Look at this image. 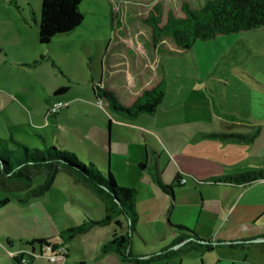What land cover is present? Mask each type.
<instances>
[{
  "label": "rangeland",
  "instance_id": "rangeland-1",
  "mask_svg": "<svg viewBox=\"0 0 264 264\" xmlns=\"http://www.w3.org/2000/svg\"><path fill=\"white\" fill-rule=\"evenodd\" d=\"M205 1L128 0L126 1L128 5H121V13L118 8L120 4L118 5L114 0H82L81 11L84 21L75 30L59 34L52 39L50 45L54 54L53 59L50 58L52 54L45 56L44 59L39 56L32 60L28 56V61L18 63L7 58L1 52L0 46V137L8 139L11 135L15 137L20 134V141L24 142L26 139L21 131L26 129L32 141L24 143L30 147L43 148L41 137L25 120H28L26 115L28 105L45 113L47 102L52 99V95L44 89L48 82L59 87H69L67 96L74 100L90 96L92 87L96 86L101 79L103 84L114 89V94L120 103L130 105L131 101L122 96L129 91L126 84L124 85V77L123 79L113 77L112 64L115 61L113 54L120 52L124 64H128V70L135 76L133 73L139 68L138 52L134 47L130 49L124 46L114 49L110 47L114 43L118 44L125 33L144 31V28L150 29L144 20L157 3L163 5L165 20L169 11L178 18L183 16L184 3H188L192 8H200ZM41 4L42 0H0V43L11 45L16 49L20 45L17 33L21 35L22 28L26 25L24 17L31 25H34L40 16ZM136 43L138 44V40ZM164 49L171 54H167L164 73H160V76L164 75L166 79V101L159 106V111L153 115L144 114L130 122L117 115L113 119V122L119 123L133 138V140L113 138V157L118 159V164L130 163L125 155L126 149L133 144L137 146L138 137L142 141L141 148L145 154L147 150L149 158L154 159L155 162V158L150 156L149 140L141 133L144 126L156 123L162 125L210 123L217 126L218 133H241L246 138L233 141H228L224 137L213 138L212 142L200 144L201 146L196 148L199 152L211 156L212 161L216 159L218 164L225 165L224 169L228 173L261 165L259 160H247L248 149L260 134L256 132L258 127L247 125L246 111L250 107L257 106L264 110V27L240 34L221 36L215 42L197 45L186 53L174 52L176 46L170 40L164 42ZM202 58L206 60V67L200 62ZM150 73V71H144L142 75L136 77L138 83H145L147 79L150 82L153 81L152 85L157 82L158 77L154 78ZM121 74L128 75V72L123 70ZM238 97H241L243 102ZM42 118L39 120L43 123L45 117ZM53 118L51 116L49 120L52 121ZM23 122L26 123V127L21 126ZM129 123L135 130L127 126ZM78 136L79 140L83 141L79 134ZM87 154L81 153L79 158L89 165L90 160ZM138 157L141 159L139 154ZM154 162L151 169L154 168ZM150 165L148 163V167ZM135 168L138 175L132 178L118 167L115 169L113 166L111 169L118 185H134L140 191L135 208L142 218L136 224V228L147 244L136 237L132 246L133 253L143 256L142 258L152 254L154 258L159 259L169 257L162 260L160 264L205 262L206 257L202 251H183L171 255L175 247L171 244L165 247L170 238L165 231L168 217H155L151 207L143 205L146 200L153 198L147 182L155 171L154 169L140 170L137 164ZM163 168L166 178L167 176L171 178L166 179L169 187L185 184V181H176V176L172 175L173 166L168 165L165 157ZM48 170L47 167H42L34 172V186L45 182ZM104 175L106 176L105 173ZM71 177L63 166H59L53 183L54 189L63 192L66 198L70 199V196H73L76 203L83 201L90 205L88 212L91 216L101 218L102 201L88 187L80 183L74 184ZM187 178L191 185L196 184L194 178ZM197 180L200 181V179ZM2 185L10 190L0 187V200L10 198L11 203L0 210V240L10 235L23 240L38 236H41V239L59 240L61 231L82 224L87 217L84 209L69 200L66 207L57 212L56 218L50 221L51 216H46L43 208L45 205L40 204L44 196L33 197L29 202L21 203L19 198L25 194V191L21 189L20 184H6L0 180V186ZM154 186L159 196L161 191L159 187ZM209 190L215 194L207 199L210 204L221 208L222 201L227 203V195L231 189L209 188ZM51 195L59 197L60 194L53 192ZM156 205L157 203L152 204V206ZM212 209L211 217L216 222L218 215L214 211L215 208ZM186 219L178 220L186 224ZM173 221L179 222L175 218ZM115 226V222H112L110 226H96L91 231L70 240L66 248L72 250L75 263H80L78 256L81 255L86 260V264H132L121 261L115 253L100 251L103 242L111 237L110 227ZM210 230V224L207 229L202 227V222L197 228V231L205 237L212 236ZM23 247L27 251V259L37 264H63L50 262L45 249L41 250L37 247L35 253H32L29 247ZM20 248L15 247L8 251L0 244V264H6L7 260L12 262L11 252ZM41 251H43L42 256ZM16 257H19L21 262V256Z\"/></svg>",
  "mask_w": 264,
  "mask_h": 264
},
{
  "label": "crops",
  "instance_id": "crops-1",
  "mask_svg": "<svg viewBox=\"0 0 264 264\" xmlns=\"http://www.w3.org/2000/svg\"><path fill=\"white\" fill-rule=\"evenodd\" d=\"M24 21L26 25H24L22 28L23 32L21 35L20 33H17L19 34L18 43L20 45L15 49L11 45H3L0 43L1 52H3L7 58L18 63L28 61V56L29 59L32 60L37 59L39 56L42 58L52 54L50 55V58L53 59L52 56L54 54L52 52L51 45H42L39 42L38 25H31L25 17ZM219 38L220 37L209 42H197L193 48L200 44L215 42ZM113 56L115 60L112 64L113 77H118V79L119 77L120 79H123L124 77V85L126 84L125 86L129 88V91L122 94V96L125 99H129L132 104L137 96L141 94V92L146 87L152 85L153 81L150 82L147 79L145 83H138V79H136L134 75H131L130 71L128 70V75L121 74L124 70L121 69L123 64L121 53L114 52ZM200 62L206 67L207 63L204 58H202ZM124 71L126 72V70ZM155 77H158L157 79L159 80L161 76L160 74H157ZM48 83L49 84L47 86H44V89L46 92L52 95V99L50 102H47L45 113L39 112L37 109L31 108V106L28 105V111L26 110L28 120L25 121L29 122V126L34 130L35 133L44 137L47 145H55L58 148L73 151L78 156L81 153L87 154L88 150L89 153L87 155L90 163L96 165L98 169L104 173H112L111 169L114 166L115 169H117V167L120 168L132 178L135 175H138L135 164H137V166L140 168L139 164L145 163L146 168H140V170L149 169L152 171L154 169L155 173L152 172L151 179H149L147 182L149 185V191L153 198L146 200L143 205L151 207V210L154 211L155 217H168L165 225V231L167 236L170 238H168L169 241L165 247H168L170 244L175 247L171 255L183 251L191 252L199 250L202 251L206 257H204L205 262H201L202 264H264V179H259L248 184L228 179L237 175L264 170L263 109L257 106L250 107L246 111L248 114L246 121L247 125L258 127L256 132L260 134L259 137L254 140L252 146L248 149L249 155L247 160H259L261 165L258 164L256 167L228 173L224 169L226 167L225 165L218 164L216 159L212 161L213 158L211 156L199 152L196 148L201 146L200 144L212 142L213 138L222 137V134H238L243 136L241 139L226 138L228 141L243 140L246 138L245 135L241 133H218L217 126L210 123L198 125H162L156 123L144 126L141 133L147 138V140H149V147L151 149L150 156L151 158L152 156L155 158V162L154 159L149 158V153L147 150L145 154V151H143V148H141L142 141L138 137V145L136 146L133 144L130 145L128 149H126L125 155L130 163H125L123 165L118 164V159L113 157V138L116 137L117 139L120 138L129 140H133V138L129 136L128 132L122 128L119 123L113 122V119L117 115L130 122L139 119L142 115L136 119H128L109 108H102L94 90L90 96L81 97L80 99L75 98L72 100L67 96V93L56 94V92L61 87L52 84L51 82ZM109 87L113 89L111 86ZM7 98H9V96H7ZM239 99L242 101L241 97ZM59 101L68 103V107L60 111L58 114L48 116L51 107ZM158 111L159 108L157 112ZM37 116L40 117L38 118ZM51 116L54 117L52 121L49 120ZM42 117H45V122L43 123L41 120H39L43 119ZM23 123L24 124H21V126L26 127V123ZM127 126L131 130H135L131 123L127 124ZM21 133L24 135V139H26V141H24L25 143L27 141H32L31 136L28 134L26 129H23ZM77 133L82 137L83 141L79 140ZM20 137V134L15 136V138L18 140H20ZM138 154L140 155L141 159L138 157ZM164 157L168 160V165L173 166L172 175L176 176V181H182V179L185 180V184L176 186V188L173 190V195L165 192L156 180V178H160L161 182L167 185L169 183L166 179H171L169 176L166 178L164 175ZM153 162L154 168L151 169ZM148 163L151 164L150 167H148ZM68 173L72 176L71 178L74 184H83L84 186L88 187L95 196H97L87 181H78L72 173ZM187 177L194 178L196 184L191 185ZM197 179H200V181ZM7 183L8 182H6V184ZM154 185L159 187L161 191L159 196H157V189ZM0 187H2L4 190H10L9 188H6L5 185ZM128 187L136 188L134 185ZM209 188L231 189L227 195V203L222 201L221 208H217L216 206L210 204L207 199L211 198L215 194L212 190H209ZM137 191L138 195L136 202L138 203L140 191L138 189ZM53 192H58V194H60L59 197L52 196L51 194ZM98 198L103 203V207L101 208V218H93L91 216V214L88 212V209L91 208L90 205L84 203L83 201L81 203H76V199L73 196H70V199L66 198L63 192L54 189L53 186L51 190L44 195V198L40 204L41 206L45 205L43 208L46 211V216H51L49 218L50 221H53V219L56 218V215H58L57 212L66 207L69 200L74 201V203L86 211V219L91 218L94 220H100L103 218L105 207L103 200L100 197ZM153 203H157V205L152 206ZM170 207H172V210L169 213L168 210ZM212 208H215L214 211L218 215L216 222L211 217L213 212ZM52 210L55 212L53 213ZM138 215L139 222L142 218V215L140 216L139 213ZM174 218L179 222H174ZM184 218H187L186 224L184 222H180V220H183ZM119 219L122 221L124 220L123 217H120ZM200 222H202V227L207 229L210 224V232L212 233V236L205 237L197 231ZM178 225L184 226L186 229L193 231L198 236V238L209 241L211 249L206 247L207 244H203L202 246L198 245L197 242L193 240L194 235L187 230L177 229L176 226ZM115 228L116 226L113 228L110 227L111 237L115 231ZM127 230L128 229L125 228L124 224L122 232H127ZM111 237L103 242V244L108 242ZM136 237H138L144 244H147L144 237L136 228V231L133 232L132 236V246ZM180 238H183L184 240L179 241ZM34 239H41V236L35 237L33 239L28 238L23 240V238H16L10 235L6 239L1 238L0 244L3 245L8 251L13 250L15 247H21L17 251H14L18 253L21 250H26L23 246L27 248L25 245L27 241H32ZM9 240L13 241L14 243L12 247L9 246ZM52 241L58 240H56V238H52ZM103 244L101 245V248ZM193 244L194 246H191ZM65 246L67 247V243ZM101 248L100 251L102 252ZM66 249L67 258L63 264H76L73 260L72 250L68 248ZM152 255H147V257ZM168 258V256L166 258L164 257L156 264H160L162 260ZM19 259V257H13L12 262L7 260L6 264H19ZM78 259L80 263L84 262L86 264V260L82 258L81 255L78 256ZM29 264H37V262L30 260Z\"/></svg>",
  "mask_w": 264,
  "mask_h": 264
},
{
  "label": "trees",
  "instance_id": "trees-1",
  "mask_svg": "<svg viewBox=\"0 0 264 264\" xmlns=\"http://www.w3.org/2000/svg\"><path fill=\"white\" fill-rule=\"evenodd\" d=\"M126 1L128 0H114L118 5L120 4L119 12H121V5L128 3ZM81 3L82 0H42L40 16L35 23L39 27V42L42 45H49L55 36L69 33L79 27L84 21ZM182 12L184 15L178 18L172 11H169L164 20L163 5L157 3L144 20L150 29L144 28V31L125 33L119 39L118 44L114 43L110 48L124 46L126 49H130L134 47L139 55V68L137 72L133 73L135 77H139L144 71H150V75L155 78L157 74L164 73V62L168 57L167 54H171L167 49H164L166 40L174 43L176 46L174 52L186 53L192 50L197 42H209L221 36L240 34L264 27V0H206L200 8H192L188 3H184ZM122 62L121 69L127 71L128 64H124L123 60ZM165 85L166 79L162 75L157 82L146 87L130 105L120 103L114 90L103 84L101 79L93 87V90L102 108H109L128 119H136L143 114L153 115L157 112L159 106L165 102ZM67 91L68 87H61L56 94ZM221 136L227 139L243 138L238 134H222ZM40 137L43 148L30 147L13 135L8 139L0 137V180L20 184L19 186L25 191V194L19 198V201L26 203L33 197L47 194L56 179L58 167L63 166L78 181L85 180L89 183L96 195L103 200L105 212L100 220L87 218L82 224L61 231L58 241L34 239L27 241L25 245L32 251H36L37 247L44 250L50 243L55 248L59 246L66 248L65 244L78 235L85 234L96 226H108L115 222V231L111 239L103 244L102 252L115 253L121 261L132 264H156L161 261L154 256L142 258L132 252V236L139 220L135 208L137 189L118 185L111 172L105 173V176L104 172L93 163L88 165L81 161L75 152L58 148L55 145H47L44 137ZM139 166L142 169L146 168L145 163H140ZM42 167L49 169L46 180L44 183L34 186V172ZM228 179L248 184L264 179V170ZM156 180L165 192L173 195L176 186L169 187L163 184L160 178H156ZM10 202V198L0 200V210L8 206ZM171 210L172 207L168 212L170 213ZM120 217H123L124 220L119 219ZM124 224L128 229L127 232H122ZM176 228L189 231L194 235L193 240L198 245L207 244L206 247L211 249L210 242L198 238L193 231L181 225ZM182 240L184 239H179V241ZM8 242L12 247L13 241L9 240ZM41 255H43V251H41ZM19 264H21L20 261ZM80 264L85 263L81 262Z\"/></svg>",
  "mask_w": 264,
  "mask_h": 264
},
{
  "label": "built area",
  "instance_id": "built-area-1",
  "mask_svg": "<svg viewBox=\"0 0 264 264\" xmlns=\"http://www.w3.org/2000/svg\"><path fill=\"white\" fill-rule=\"evenodd\" d=\"M67 107H68V103H66V102H62V101L56 102L51 107V109L49 110L48 116L58 114L60 111H62L63 109H65ZM182 181H185V180L182 179ZM44 249L47 252V256H48V259L50 262H52V263H57V262L64 263L65 262V260L67 258V250L64 246H59V247L55 248L50 243ZM26 253H27L26 250H21L18 253L11 252V255H12V257L21 256V262H22L21 264H28L30 262V260L27 259V257H25ZM32 253H35V251H33Z\"/></svg>",
  "mask_w": 264,
  "mask_h": 264
}]
</instances>
